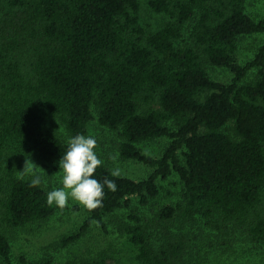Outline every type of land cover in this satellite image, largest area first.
I'll list each match as a JSON object with an SVG mask.
<instances>
[{"label":"trees","instance_id":"trees-1","mask_svg":"<svg viewBox=\"0 0 264 264\" xmlns=\"http://www.w3.org/2000/svg\"><path fill=\"white\" fill-rule=\"evenodd\" d=\"M0 2L7 5L0 7L2 264H53L13 259L5 227L45 221L56 209L41 179L31 186L34 178L18 177L25 160H61L66 142L55 126L86 135L96 119L118 132L123 158L156 169L139 180L112 176L105 162L96 169L95 178L114 180L116 191L105 186L91 218L107 229V214L129 209L117 220L123 239L73 264H185L190 229L202 223L264 245V43L246 64L236 58L239 36L264 33V18L251 16L244 0ZM144 4L162 16L158 25L144 23ZM208 64L234 76L220 81ZM160 137L169 141L156 158L141 144ZM174 171L182 199L153 219L137 213L132 196L150 203L159 177ZM89 225L64 236L63 245Z\"/></svg>","mask_w":264,"mask_h":264},{"label":"rangeland","instance_id":"rangeland-1","mask_svg":"<svg viewBox=\"0 0 264 264\" xmlns=\"http://www.w3.org/2000/svg\"><path fill=\"white\" fill-rule=\"evenodd\" d=\"M244 6L245 10L254 18H264V0H244ZM0 7L6 8L7 5L0 2ZM142 20L146 24L158 25L162 16L144 4ZM192 25L193 22L185 25V31ZM263 43L264 33L240 35L236 51L237 61L242 65L246 64L254 58L259 46ZM208 68L214 78L223 82L230 81L234 76L228 68L223 66L208 64ZM255 70L251 69L246 78H252L255 75ZM55 127L65 142L75 136L63 126ZM117 133L96 119L91 123L85 136L91 135L97 139L96 152L98 156L112 169L119 167L121 175H127L137 180L148 177L156 167L137 159L123 158L118 150L119 136ZM168 141L167 137H160L143 142L141 146L145 152L158 158L162 156ZM182 154L180 153L181 156ZM112 156L117 159L113 161L110 159ZM59 161L47 163L31 161L36 164L37 175L51 190L62 187V170H60ZM26 176L35 178L32 175ZM158 182L160 193L150 203L141 205L140 196H132V207L146 219L155 218L160 207L176 204L182 199L184 185L177 172L174 171L167 177H159ZM55 207L54 213L45 221L32 222L17 228L5 227V232L12 243V255L15 262H18L20 255H26L32 260L51 258L53 264H73L84 258L96 257L100 252L112 244L120 243L123 239L118 231L117 220L121 217L127 219L129 214L127 208H120L114 214H107L104 217L107 224V229H105L100 222L91 218L88 209L71 198L65 208L60 209L56 205ZM86 221H90L87 231L76 241L63 245V237L79 231ZM0 223H4L1 211ZM208 227L202 223L201 226L190 229L193 240L185 256V264H264V245L254 244L240 233H235L233 236L235 240H232V235H227L224 230ZM174 229L178 230L179 225H176ZM0 264H2L1 260Z\"/></svg>","mask_w":264,"mask_h":264},{"label":"clouds","instance_id":"clouds-1","mask_svg":"<svg viewBox=\"0 0 264 264\" xmlns=\"http://www.w3.org/2000/svg\"><path fill=\"white\" fill-rule=\"evenodd\" d=\"M97 146V139L91 135L77 134L67 140L66 152L59 161V167L62 170V187L53 188L48 192L49 206L55 204L63 209L71 198L91 211L102 206L105 186L111 191H116L114 180L105 178L100 181L95 178L96 169L103 164V160L96 152ZM110 159L115 161L117 157L112 156ZM35 165L25 160L18 179L23 180L26 175H32L35 178L31 181V186L39 185L41 181L36 173ZM111 175L119 177L121 169L119 167L112 169Z\"/></svg>","mask_w":264,"mask_h":264}]
</instances>
